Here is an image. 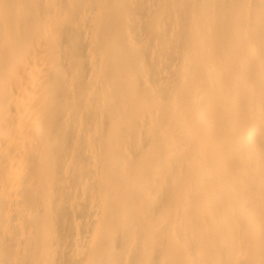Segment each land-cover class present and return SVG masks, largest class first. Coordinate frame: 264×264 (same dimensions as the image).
<instances>
[{
	"label": "bare ground",
	"instance_id": "obj_1",
	"mask_svg": "<svg viewBox=\"0 0 264 264\" xmlns=\"http://www.w3.org/2000/svg\"><path fill=\"white\" fill-rule=\"evenodd\" d=\"M0 264H264V0H0Z\"/></svg>",
	"mask_w": 264,
	"mask_h": 264
}]
</instances>
